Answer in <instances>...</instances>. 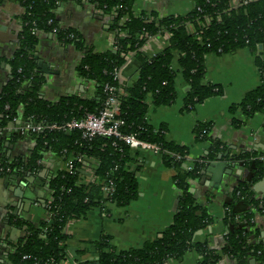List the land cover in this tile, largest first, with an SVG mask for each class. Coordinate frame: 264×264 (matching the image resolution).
Segmentation results:
<instances>
[{
    "label": "trees",
    "instance_id": "trees-1",
    "mask_svg": "<svg viewBox=\"0 0 264 264\" xmlns=\"http://www.w3.org/2000/svg\"><path fill=\"white\" fill-rule=\"evenodd\" d=\"M15 1L24 12L19 46L10 60L11 80L0 92V177L21 175L23 171L37 176L42 172L46 154L62 165L44 179L47 219L33 224L9 215L10 221L15 219L14 224L23 232L9 250L10 264H61L68 255V236L64 230L69 221L83 218L90 210L103 208L107 202L123 207L137 198L136 179L128 166L130 148L121 142L113 146L112 138L86 139L77 130L64 132L47 128L26 133L36 144L28 157L11 160L1 152L5 140L16 136V133L6 134L13 120L37 126L62 124L86 114H97L105 100L104 86L120 87L113 72L130 56L140 67L136 78L129 86L121 87L123 90L118 96V117L124 122L121 131L161 147L162 163L174 170L173 181L180 190L178 210L173 222L140 248L117 252L107 236H102L94 243L97 262L164 264L171 259L179 261L186 252L194 250L200 255L196 264H216L220 255L205 241H195V234L204 229L211 218L189 192V184L201 175L207 162L220 157L241 164L248 173L233 188L231 199L225 205L223 221L227 233L222 254L236 260L251 257L258 264H264V246L258 241L253 222L255 212L264 213V199L256 197L252 190L253 185L264 178V152H235L228 143L211 136V123H197L193 128L195 139L207 142L208 150L187 169L189 148L166 140L165 127L155 128L146 118L148 100L154 107L174 102V79L178 72L188 85L182 111H190L222 94L219 85L204 82L206 57L242 48L254 55L261 82L231 105L230 112L240 111L244 117L243 122L234 119L232 123L240 127L255 115L264 114V62L260 58L264 48V0H249L238 5L232 4L235 0H193L194 6L185 16H159L155 11L134 13L138 0H85L87 7L93 5L108 18V31L115 42L113 48L103 52L88 48L74 29L58 22L57 7L66 0ZM48 34L58 43L74 49L77 53L75 72L93 84V94H71L57 102L41 97L44 77L34 53L41 37ZM162 35L167 38L166 46L155 55L146 56L142 48L148 38ZM174 53L178 56V70L172 66ZM69 160H73L75 166L73 173L63 168ZM86 165L91 170L89 175L83 171ZM240 205L247 209L241 211Z\"/></svg>",
    "mask_w": 264,
    "mask_h": 264
},
{
    "label": "crops",
    "instance_id": "crops-1",
    "mask_svg": "<svg viewBox=\"0 0 264 264\" xmlns=\"http://www.w3.org/2000/svg\"><path fill=\"white\" fill-rule=\"evenodd\" d=\"M84 2H61L56 10L58 22L65 28L74 29L85 45L95 52L111 49L113 35L108 31V18L101 10L95 9L93 5L87 7ZM193 6V0H138L133 11H155L159 16H185ZM23 12L19 2L0 0V92L11 80L10 60L19 46ZM166 43L164 35L151 38L144 46L146 56L155 55ZM35 57L42 64L51 66L47 67L45 73L41 70L44 83L40 95L46 101L57 102L71 94L83 96L95 92L93 84L75 72L77 53L74 49L58 43L50 34L41 37L35 48ZM177 58L174 53L172 66L175 70H178ZM260 58L264 62V48L260 51ZM254 59V55L246 48L228 54H209L205 61L204 82L219 85L222 94L205 100L190 111L181 109L188 85L180 72L174 79L176 96L171 105L154 107L148 100V123L155 128L163 125L166 140L189 148L185 167H191L193 161L204 157L208 150L207 142L195 139L193 128L197 123H211V136L228 143L235 152H264V114H257L248 123L235 127L232 121L236 119L243 122L244 117L240 111L232 113L229 110L231 105L238 103L261 82ZM139 67L140 63L133 56L127 59L120 68L123 87L129 86L136 78ZM25 125L30 124L16 120L6 128V134L16 133L15 138L5 140L1 151L11 160L28 157L36 145L31 135L24 132L23 136L19 132V128ZM225 161L229 165L233 164ZM211 162L216 163L218 160ZM61 165L53 156L46 154L41 174L36 176L23 171L21 175L0 177V264H10V252L7 254V251L23 234L20 227L14 224L15 219L33 224L47 219L44 179ZM128 166L136 179L137 198L123 207L107 202L103 208H93L85 217L71 220L64 230L68 236V255L61 264H95L98 257L94 243L102 236H107L117 252L140 248L173 222L180 193L173 181L174 170L165 166L159 155L134 148H130ZM209 166V163L205 164L201 175L189 184V192L211 218L209 224L195 234V241H205L209 248L220 255L216 264H258L251 257L236 260L222 254L227 233L223 221L225 205L231 199L233 188L247 177V170L239 163L234 164L231 175L223 173L218 187H213L215 182L212 180L213 174L207 171ZM83 171L87 175L91 172L87 165ZM27 177H33V182L30 183ZM18 188L23 192L22 196L15 195ZM252 190L256 197L264 199V178L253 185ZM239 209L243 211L247 207L240 205ZM255 213L254 229L258 232V241L264 246V213ZM9 215L15 219L7 220ZM199 258L198 253L190 250L181 260L171 259L164 264H196Z\"/></svg>",
    "mask_w": 264,
    "mask_h": 264
},
{
    "label": "built area",
    "instance_id": "built-area-1",
    "mask_svg": "<svg viewBox=\"0 0 264 264\" xmlns=\"http://www.w3.org/2000/svg\"><path fill=\"white\" fill-rule=\"evenodd\" d=\"M248 1L249 0H235L232 2V4H245ZM197 10L200 11V8H197ZM151 38L154 37H150L148 38V40H150ZM114 42V38L112 37L111 48H113ZM144 46L142 48L143 51ZM113 77L119 82L120 87L108 84L104 86L103 90L105 93V100L102 109L97 114H86L81 118L71 119L62 124L53 123L50 125L37 126L25 125L19 128V132L23 134L24 132H35L37 130H43L47 128L50 130H58L64 132L77 130L81 132L82 137L86 139H91L95 136L112 138L114 140L113 146H116V142H121L127 145L129 148H134L143 152H149L154 155H160L162 149L158 144L142 140L134 134H128L121 131V126L124 124V122L118 117V96L122 93L123 90L121 88L123 86L121 83L120 69L113 72ZM13 121L16 122V120ZM171 155L177 160L180 159V156L178 155ZM72 161L73 160H69L63 164V168L68 173H73L75 170V166ZM186 168L190 169L189 166Z\"/></svg>",
    "mask_w": 264,
    "mask_h": 264
},
{
    "label": "water",
    "instance_id": "water-1",
    "mask_svg": "<svg viewBox=\"0 0 264 264\" xmlns=\"http://www.w3.org/2000/svg\"><path fill=\"white\" fill-rule=\"evenodd\" d=\"M51 37H52V35H51ZM35 61H36V64H37L38 68L40 70H42V72H44V73L47 72V67H51L47 63L42 64V62L40 60H37L36 57H35ZM216 160H218V162H216V163L215 162H211V161L207 162V163L210 164V166H213V167H210V166L207 167V171L210 172L211 174H213L212 180L215 182V184H213V187H218V184L221 181V177H222L223 173H226L227 175L230 176L231 172H232V169H233V166H234V163L229 165V163H227L225 160H221L220 157H218ZM226 167H229V169H226ZM27 180L30 183H32L33 182V177H30V178L27 177ZM12 182L13 181H11V186L10 187H12ZM21 192L22 191L20 190V188H18L17 190H15L14 193L17 196H22L23 192L22 193ZM27 201H29V200H27ZM7 220H9L8 216H7ZM3 247H6V246H3ZM8 252H9V250L7 251V254H8ZM95 264H99V263L96 262Z\"/></svg>",
    "mask_w": 264,
    "mask_h": 264
},
{
    "label": "flooded vegetation",
    "instance_id": "flooded-vegetation-1",
    "mask_svg": "<svg viewBox=\"0 0 264 264\" xmlns=\"http://www.w3.org/2000/svg\"><path fill=\"white\" fill-rule=\"evenodd\" d=\"M1 173V172H0Z\"/></svg>",
    "mask_w": 264,
    "mask_h": 264
}]
</instances>
